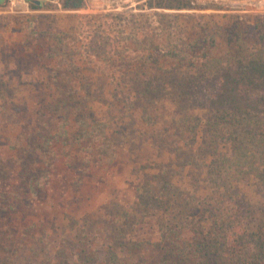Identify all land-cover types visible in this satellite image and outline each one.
<instances>
[{
    "label": "trees",
    "instance_id": "16d2710c",
    "mask_svg": "<svg viewBox=\"0 0 264 264\" xmlns=\"http://www.w3.org/2000/svg\"><path fill=\"white\" fill-rule=\"evenodd\" d=\"M84 2L61 0L60 9L78 10ZM143 6L149 10L201 8L193 0H145ZM178 16L157 15L160 20ZM11 18L15 20L14 16ZM25 22L27 27L35 24L32 19ZM194 23L193 29L199 34L192 32L189 38L182 32L175 40L179 41L176 49L152 54L144 46L130 58L124 52L113 51L111 55L134 60L137 65L113 68L110 74L118 75L119 80L111 83L88 81L85 73L101 72L99 69L94 72L90 68L64 64L77 52L70 50L57 34L54 44H46L43 49L35 42L40 35L35 29L24 39L11 40L8 43L11 47L1 42L4 49H0V57L10 54L17 59L20 55L28 62L44 59L48 63L25 69L27 74L39 76L33 82L3 84L0 76V94L7 89L13 92L12 97L0 95V132L6 135L4 141H0L3 144L0 145V177L8 179L0 194V208L14 210L16 200L21 198L20 183L24 182L25 172L28 182L23 192L24 200L41 188L45 190L49 176L38 178L35 175L43 173L46 166L52 164L41 156L37 143L45 148V142L38 131L48 127L61 135L66 130V135L71 138V133L63 127L69 126L68 121L63 123L45 116L46 113L66 112L61 117L72 115V133L79 135L73 141L79 143L90 137L93 143L86 147L88 157L96 154L97 158L112 164L118 151L124 153L126 145L131 149L137 140L152 149L150 155H155L154 161L160 159L157 174L149 172L152 170L150 165H142L136 170L137 183L131 186L134 202L129 209L145 211L142 215L152 218L158 213L170 215V218L158 217L156 222L160 228L158 233L164 238L167 236L169 251L180 252L179 261L174 264H264V207L260 210L263 214L251 223L250 229L236 210V174L251 175L255 185L264 192V54L228 49L230 38L201 37L205 25L201 19ZM118 27L120 39H126L129 34L128 37L135 40L134 30L126 31L122 25ZM105 40L103 45H108L109 36H105ZM135 41L145 42V34H140V39ZM93 47L96 49L88 46L85 55L99 58L100 52ZM14 49H18L17 52ZM236 58L242 62L238 68ZM18 73L21 74L20 70ZM61 77L67 82L60 81ZM22 90L30 97L13 98ZM74 96L81 101L71 102ZM106 98L112 99L108 100L112 102L107 113L101 109ZM202 98H206L203 103ZM92 100L99 102L97 111L111 116L109 124L94 118L97 111L93 106L82 104ZM86 108L90 112L82 115ZM120 113L121 120L116 116ZM125 118L128 121L124 123ZM61 137L65 142L66 138ZM164 141L176 144L177 150L190 153V160H184L181 170L177 169L179 173L186 169L185 179L192 181L188 190L183 191L175 184L173 167L177 165L172 162L179 159V152L160 148L159 144L164 145ZM34 147H38L35 150L38 158L28 163L27 157ZM157 149H161L163 158L157 157ZM132 155L126 153L128 158ZM80 163L84 160L80 159ZM193 175H203L197 183L202 181L204 188H198ZM206 193L209 202L205 206ZM180 226L185 229V236L177 235Z\"/></svg>",
    "mask_w": 264,
    "mask_h": 264
},
{
    "label": "rangeland",
    "instance_id": "374dc122",
    "mask_svg": "<svg viewBox=\"0 0 264 264\" xmlns=\"http://www.w3.org/2000/svg\"><path fill=\"white\" fill-rule=\"evenodd\" d=\"M144 1L85 0L82 8L64 11L60 9L61 0H0V49H4V42L6 47H11L8 45L11 40L17 41L19 37L24 39L32 29L40 33L39 40L35 41L39 42L40 49L45 48L46 44L52 46L57 34V37L65 40L70 50L79 54L64 61V64L90 68L94 72L99 69L101 72L85 73L88 81L111 83L119 80L118 75L110 74L113 68L137 65L134 60L111 55L113 51L124 52L130 58L133 52L144 46L152 54L176 49L179 41L175 40L182 32L189 38L192 32L199 34L193 26L197 19H201L205 25L201 37L219 39L223 36L231 40L228 49L234 48L239 53L253 52L260 56L264 54V0H193L201 6L193 10H149L144 8ZM158 14L179 16L160 20ZM12 16L15 20H10ZM27 19L35 21L33 27H27ZM119 25L124 26L126 31L134 30L135 40L140 39V34H145L146 41L132 40L129 34L126 39H120L117 32ZM105 36L110 38L108 45H103ZM166 39L169 41L166 42ZM88 46L96 47L93 49L100 52L99 58L85 55ZM35 49L36 46L33 47ZM45 63L48 62L44 59L36 63L28 62L20 55H17V59L10 54L1 56L0 76L4 80L3 84L35 81L39 76L29 75L25 69ZM241 63L236 58V68ZM59 80L67 82L65 77ZM0 95L12 97L13 92L7 89L1 91ZM15 95L13 98L30 97L25 90L17 91ZM76 97L71 102L81 101V98ZM205 99L202 98L201 103ZM108 100L112 99L106 98L101 107L102 112H108V105L112 102ZM82 104L93 106L95 111L98 110L96 107L100 108L96 100L83 101ZM89 112L90 109L86 108L81 114L88 115ZM63 114L66 112L46 113L45 116L63 123L68 121L69 126L66 124L63 127L71 133V138L66 135V130L61 135L48 127L38 131L45 142V148L37 143L41 156L52 164L46 166L43 173L35 175L38 178L49 176L50 181L45 190L41 188L24 200L28 175L22 172L24 182L20 183L21 198L16 200L14 210L0 208V264H174L179 261L180 252L169 251L167 236L164 238L158 233L160 228L157 227L156 218H170V215L158 213L156 218H152L143 216L145 211L129 209L134 202L131 186L137 183L136 170L142 165H150L152 170L149 172L157 174L160 159L154 161L155 155H150L153 154L152 149L147 145L142 146L143 143L137 140L131 149L126 145L124 153L118 151L112 164L97 158L96 154L88 157L86 147L93 145L90 137L79 143L78 140L73 141L79 135L72 133V115L63 118ZM102 114L97 111L94 118L100 123L109 124L111 116ZM121 115L116 116L120 119ZM126 121L125 118L123 122ZM4 134L0 132L3 137L1 143L6 138ZM61 136L66 138L65 142ZM164 142V145L159 144L160 148L179 152V159L172 162V165H177L173 167L176 172L174 180L177 187L188 190L192 181L185 179L186 169L181 173L177 169L181 170L184 160H190V153L177 150L176 144L172 142ZM36 149L38 147H34L33 153L27 157L28 163L37 160ZM160 150L157 157L163 158L164 154ZM129 152L133 154L130 158L126 157ZM145 158L150 160L145 161ZM59 159L60 162L56 164L55 161ZM80 159L84 163H80ZM193 177H196L198 188H204L202 181L197 183L203 175ZM7 181V178L0 177V194ZM236 184V210H239L243 216H239L240 219L249 228L263 214L260 210L264 207V192L255 185L251 175L236 174ZM206 196L205 206L209 202V194L206 193ZM184 230L180 226L177 235L185 236Z\"/></svg>",
    "mask_w": 264,
    "mask_h": 264
},
{
    "label": "built area",
    "instance_id": "2783aa9c",
    "mask_svg": "<svg viewBox=\"0 0 264 264\" xmlns=\"http://www.w3.org/2000/svg\"><path fill=\"white\" fill-rule=\"evenodd\" d=\"M23 1V0H22Z\"/></svg>",
    "mask_w": 264,
    "mask_h": 264
}]
</instances>
